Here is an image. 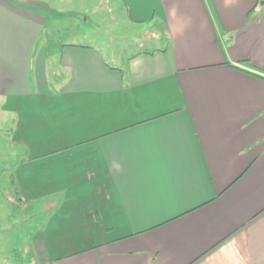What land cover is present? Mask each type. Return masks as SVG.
Masks as SVG:
<instances>
[{
	"label": "crops",
	"instance_id": "crops-1",
	"mask_svg": "<svg viewBox=\"0 0 264 264\" xmlns=\"http://www.w3.org/2000/svg\"><path fill=\"white\" fill-rule=\"evenodd\" d=\"M88 1L0 0L1 172L49 211L35 264H264V0H117L164 44L113 64L50 41Z\"/></svg>",
	"mask_w": 264,
	"mask_h": 264
},
{
	"label": "rangeland",
	"instance_id": "rangeland-1",
	"mask_svg": "<svg viewBox=\"0 0 264 264\" xmlns=\"http://www.w3.org/2000/svg\"><path fill=\"white\" fill-rule=\"evenodd\" d=\"M116 4L117 0L88 1L86 7L89 11L82 15L73 14L72 12L76 10L71 9V6H61L63 11L58 13L59 18L52 21L55 18L50 17L51 25L55 27L49 33L52 36L50 41L56 42L59 46L64 43L90 42L95 47H102L101 49L108 59L106 60L112 64L115 62L110 59L116 53L134 54L147 48L155 49L161 43L164 44L162 40L153 39L157 35L151 29H148L150 32L147 34L152 40L149 42L150 40H147V35H145V29L132 30L128 27L123 14L119 13L121 9H118ZM6 135L5 133L0 135V261H2L0 264H21L14 262L12 254L15 251L13 250L24 248L27 243L29 244L30 239L27 236L28 230L24 231V227L19 222L20 216L15 214L13 205L15 194L10 186L8 175L1 172L5 170L9 159L8 152H11ZM35 228L32 226L29 231ZM19 233H23L24 236L17 235ZM16 235L22 239L16 241ZM23 260H26V256L23 257Z\"/></svg>",
	"mask_w": 264,
	"mask_h": 264
},
{
	"label": "trees",
	"instance_id": "trees-1",
	"mask_svg": "<svg viewBox=\"0 0 264 264\" xmlns=\"http://www.w3.org/2000/svg\"><path fill=\"white\" fill-rule=\"evenodd\" d=\"M13 188L15 190V202H13L14 211L17 216H20L21 220L19 222L21 223V226L24 227V231L28 230L27 236L30 240L29 244L27 243L24 248L14 249L13 251H15V253L12 254V258L14 259V262H20L21 264H35V257L30 241L38 231L44 229L49 211L45 209V204L42 202L24 205L19 198L15 185H13ZM32 226H35L36 228L29 231ZM17 235L24 236L23 233ZM17 235L16 241L21 240L22 238H18ZM24 256H26V260H23ZM0 263H2V261H0Z\"/></svg>",
	"mask_w": 264,
	"mask_h": 264
}]
</instances>
